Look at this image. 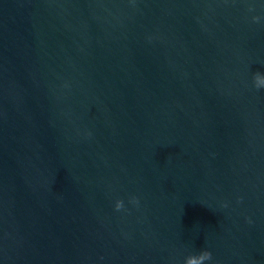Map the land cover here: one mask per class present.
Masks as SVG:
<instances>
[{
  "label": "water",
  "instance_id": "obj_1",
  "mask_svg": "<svg viewBox=\"0 0 264 264\" xmlns=\"http://www.w3.org/2000/svg\"><path fill=\"white\" fill-rule=\"evenodd\" d=\"M258 74L264 0H0V264H264Z\"/></svg>",
  "mask_w": 264,
  "mask_h": 264
},
{
  "label": "clouds",
  "instance_id": "obj_2",
  "mask_svg": "<svg viewBox=\"0 0 264 264\" xmlns=\"http://www.w3.org/2000/svg\"><path fill=\"white\" fill-rule=\"evenodd\" d=\"M256 81H257V87H260V86H264V74H258L256 77H255ZM199 255V254H198ZM211 256V253L209 252L208 253V258H210ZM185 264H188V259L186 258L185 260Z\"/></svg>",
  "mask_w": 264,
  "mask_h": 264
}]
</instances>
